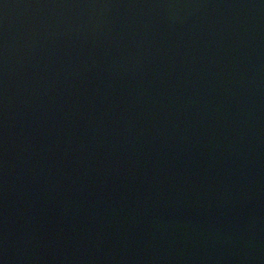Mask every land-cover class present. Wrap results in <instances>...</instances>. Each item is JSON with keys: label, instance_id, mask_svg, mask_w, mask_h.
<instances>
[{"label": "water", "instance_id": "obj_1", "mask_svg": "<svg viewBox=\"0 0 264 264\" xmlns=\"http://www.w3.org/2000/svg\"><path fill=\"white\" fill-rule=\"evenodd\" d=\"M0 264H264V0H0Z\"/></svg>", "mask_w": 264, "mask_h": 264}]
</instances>
